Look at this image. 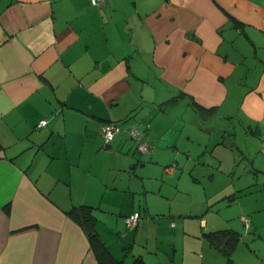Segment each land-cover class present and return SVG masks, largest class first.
<instances>
[{"label": "crops", "instance_id": "1", "mask_svg": "<svg viewBox=\"0 0 264 264\" xmlns=\"http://www.w3.org/2000/svg\"><path fill=\"white\" fill-rule=\"evenodd\" d=\"M262 144L264 0H0V264H264Z\"/></svg>", "mask_w": 264, "mask_h": 264}, {"label": "trees", "instance_id": "2", "mask_svg": "<svg viewBox=\"0 0 264 264\" xmlns=\"http://www.w3.org/2000/svg\"><path fill=\"white\" fill-rule=\"evenodd\" d=\"M69 217L76 222L87 236L89 246L94 252L99 264H123L122 261L114 259L107 248L100 242L95 231V218L88 206L74 207L67 211ZM208 241L216 248H219L225 256L227 262L231 260V254L236 246L239 236L229 229L211 231L205 234ZM131 264H147L139 257L135 258Z\"/></svg>", "mask_w": 264, "mask_h": 264}, {"label": "built area", "instance_id": "3", "mask_svg": "<svg viewBox=\"0 0 264 264\" xmlns=\"http://www.w3.org/2000/svg\"><path fill=\"white\" fill-rule=\"evenodd\" d=\"M103 0H90L91 4L98 5ZM46 124V120H41L39 126ZM119 125L114 121H108L103 123L100 128V133L104 139L105 144L109 143L114 135L119 131ZM128 137L130 140L136 141V151L138 153H147L150 149L149 145L143 139V131L137 126L133 125L128 130ZM262 151H264V144L261 146ZM140 214L138 211H134L131 215L126 218L127 223L130 226H136L138 224Z\"/></svg>", "mask_w": 264, "mask_h": 264}]
</instances>
